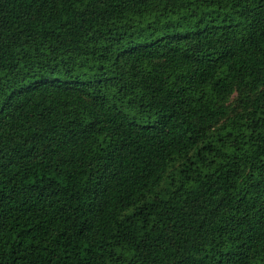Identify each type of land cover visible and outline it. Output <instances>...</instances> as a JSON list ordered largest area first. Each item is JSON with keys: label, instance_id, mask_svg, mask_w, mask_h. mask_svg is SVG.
<instances>
[{"label": "trees", "instance_id": "1", "mask_svg": "<svg viewBox=\"0 0 264 264\" xmlns=\"http://www.w3.org/2000/svg\"><path fill=\"white\" fill-rule=\"evenodd\" d=\"M0 264H264V0H0Z\"/></svg>", "mask_w": 264, "mask_h": 264}]
</instances>
